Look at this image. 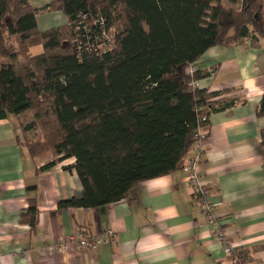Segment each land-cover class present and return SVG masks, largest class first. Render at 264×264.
I'll return each mask as SVG.
<instances>
[{"label":"trees","instance_id":"trees-1","mask_svg":"<svg viewBox=\"0 0 264 264\" xmlns=\"http://www.w3.org/2000/svg\"><path fill=\"white\" fill-rule=\"evenodd\" d=\"M233 2L52 0L43 9L67 23L40 31L28 0H0V119L32 112L19 128H40L35 148L26 146L32 158L54 155L41 171L74 159L64 169L75 170L81 193L58 209L115 204L139 183L182 170L208 137L209 115L243 103L223 98L228 89L191 85L201 70L187 73L215 46L264 48L263 1ZM100 27L107 46L93 52ZM255 112L264 116V95ZM260 138L264 157V129ZM37 214L31 200L21 221L34 229Z\"/></svg>","mask_w":264,"mask_h":264},{"label":"crops","instance_id":"crops-1","mask_svg":"<svg viewBox=\"0 0 264 264\" xmlns=\"http://www.w3.org/2000/svg\"><path fill=\"white\" fill-rule=\"evenodd\" d=\"M28 1L38 9L40 31L66 25L63 13L43 9L52 0ZM197 67L199 89H228L223 98L243 101L209 115L198 170L241 264H264V116L255 112L264 95V48L248 41L215 46ZM16 118L0 119V264H235L192 199L183 169L139 183L115 204L58 209L59 201L81 193L75 170L64 169L74 159L41 171L53 158L29 155ZM196 154L197 145L187 158ZM31 200L38 211L34 229L21 221ZM108 231L113 238L95 249L68 240ZM62 239L66 248L59 250Z\"/></svg>","mask_w":264,"mask_h":264},{"label":"built area","instance_id":"built-area-1","mask_svg":"<svg viewBox=\"0 0 264 264\" xmlns=\"http://www.w3.org/2000/svg\"><path fill=\"white\" fill-rule=\"evenodd\" d=\"M84 18V17H83ZM97 23L99 25H102L103 21L98 20ZM97 38L95 39L96 46L93 49V52H98L103 49V46H107L105 44V40L108 41V36L106 33L102 30L100 27L99 31H97ZM198 69L197 64H191L188 67L187 73L189 75H193L195 71ZM191 85H196L197 82H191ZM201 130H199V134H201ZM203 142H199L197 144V154L190 158L186 164L183 167V170L187 174V186L190 191V195L194 201L198 204L200 207V210L202 211L205 219L208 221V223L213 226V232L217 238V240L221 243L223 246L224 252L229 257H232L235 264H241V261L238 256L235 255V250L233 246L231 245L228 236L226 235L221 223L222 218L219 217L214 213L213 205L209 202V193L205 187L204 182L202 181L201 175L198 170V165L201 160V154L203 153ZM78 238L69 237L68 240L74 241L77 246L82 249H95L100 243L105 242L108 239L113 238L112 231H108L106 234H102L101 236H96L92 238H85L80 236L78 233L75 235ZM65 241L62 239V241L58 244L59 250H64L66 248Z\"/></svg>","mask_w":264,"mask_h":264},{"label":"rangeland","instance_id":"rangeland-1","mask_svg":"<svg viewBox=\"0 0 264 264\" xmlns=\"http://www.w3.org/2000/svg\"><path fill=\"white\" fill-rule=\"evenodd\" d=\"M234 2L232 3L233 5L236 3V0H233ZM229 3V2H228ZM226 4V3H225ZM262 12V19H264V7L261 8ZM232 32V31H231ZM235 34L234 32H232ZM264 37V34L262 35ZM69 44V43H68ZM33 55L38 54L42 52V47L41 46H36L31 48L30 51ZM24 58H21V61H23ZM14 117V116H12ZM18 121H20L19 125L21 126H26L32 121V112L31 111H26L20 115L17 116ZM21 139L20 142L23 143L25 146L32 145L33 148H35V145L37 142L42 138V134L40 132V128H34L29 131H24L22 134L21 131ZM54 158V155L50 152V150L46 151V154H43V156H40V158Z\"/></svg>","mask_w":264,"mask_h":264},{"label":"water","instance_id":"water-1","mask_svg":"<svg viewBox=\"0 0 264 264\" xmlns=\"http://www.w3.org/2000/svg\"><path fill=\"white\" fill-rule=\"evenodd\" d=\"M263 1V5H264V0H262Z\"/></svg>","mask_w":264,"mask_h":264}]
</instances>
